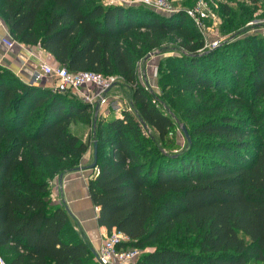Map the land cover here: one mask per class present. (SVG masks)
I'll return each mask as SVG.
<instances>
[{
	"label": "trees",
	"instance_id": "1",
	"mask_svg": "<svg viewBox=\"0 0 264 264\" xmlns=\"http://www.w3.org/2000/svg\"><path fill=\"white\" fill-rule=\"evenodd\" d=\"M221 13L224 32L235 35L255 8L224 4ZM0 17L14 40L40 45L69 70L133 86L134 113L95 117L98 173L88 186L100 226L142 250L136 264L264 263V35L201 51L204 37L185 9L168 15L103 0H0ZM173 38L177 54L160 61L164 98L156 97L139 82L136 62L170 51L163 44ZM170 102L196 119L184 123L183 147L170 137ZM91 110L72 92L25 83L0 65L7 264H99L69 209L51 198L52 180L79 169L89 150L70 125L90 123Z\"/></svg>",
	"mask_w": 264,
	"mask_h": 264
},
{
	"label": "rangeland",
	"instance_id": "2",
	"mask_svg": "<svg viewBox=\"0 0 264 264\" xmlns=\"http://www.w3.org/2000/svg\"><path fill=\"white\" fill-rule=\"evenodd\" d=\"M200 1H207L211 6L215 16L210 17L208 19L203 20L204 27H198V30L202 33L204 37V46L212 43L214 41L224 42L233 39H238L245 37L247 35H264V0H257V2H253L252 0H222V2L218 3L212 0H169L171 8L173 9H188L195 7ZM227 4L230 7L238 8L240 5L242 6H251L255 8V13L252 14V18L242 26L241 31L238 34L234 35V32H224V18L221 13V7ZM135 6L145 7L152 11H156L162 13L160 10H156L155 8L148 7L144 4H136ZM165 13V12H164ZM163 13V14H164ZM169 13V12H168ZM166 13V14H168ZM238 35V36H237ZM236 36V38H235ZM164 50H170L163 52L161 48H156L154 50L149 51L144 56H141L137 62L136 67L139 76V82L146 87L149 91H151L156 97L164 98L163 91L160 87L159 77H158V68L160 61L168 55H176L177 52L176 47H178V42L175 41V38L167 40L163 44ZM203 47L201 49H203ZM200 49V50H201ZM132 93L133 86L127 84L122 76H120L119 82L115 85L114 89L110 93V98L118 99L125 108H130V110H126L130 113H134V107L132 105ZM158 103V102H157ZM197 103V102H192ZM214 101L212 100V104ZM109 110L113 111L110 107ZM166 110L171 113V115L175 118V126L173 131L170 133V137L176 141L181 147L186 145V134L183 130V126L185 121H189V124L195 121L196 119L193 117H185L188 113V110L185 107H182L177 102H170L167 105ZM92 121L90 123H85L83 120H77L73 122L70 127L72 133L78 135L82 140L89 143V150L84 155L82 162L80 163V167L82 165H86L91 167L94 162V143H95V117H108L109 119L114 118L116 114L114 112L109 113L105 111V113H98L92 108ZM151 132V130H150ZM88 159L87 163L85 160ZM109 234V233H108ZM175 237V235H173ZM188 240V238H185ZM153 247H148L145 250H151ZM264 264V263H260Z\"/></svg>",
	"mask_w": 264,
	"mask_h": 264
},
{
	"label": "built area",
	"instance_id": "3",
	"mask_svg": "<svg viewBox=\"0 0 264 264\" xmlns=\"http://www.w3.org/2000/svg\"><path fill=\"white\" fill-rule=\"evenodd\" d=\"M219 2L222 0H212ZM105 5L132 6L144 4L148 7L160 10L168 15L179 12L178 9L171 8L169 0H103ZM187 15L194 21L198 27H204L203 20L214 17L215 14L207 1H200L195 7L185 9ZM3 43L12 48L17 43L12 37L3 38ZM222 42L214 41L207 44L201 51L214 49L220 46ZM35 56L38 60L39 69L34 75L33 82L40 83L44 78H51L55 82L53 90L58 92H72L81 100L89 103L95 110L99 105L98 113L114 112L116 115H122L126 110L123 104L117 99L110 98V92L119 82V75H104L95 71L74 72L67 67L55 62L54 58L43 50L40 45ZM111 108L113 111L109 110ZM106 114V113H105ZM96 173L98 169L96 168ZM129 238L122 232L114 230L106 235L102 241L96 260L99 264H136L142 254L138 248H126L124 243ZM0 264H7L5 259L0 255Z\"/></svg>",
	"mask_w": 264,
	"mask_h": 264
},
{
	"label": "crops",
	"instance_id": "4",
	"mask_svg": "<svg viewBox=\"0 0 264 264\" xmlns=\"http://www.w3.org/2000/svg\"><path fill=\"white\" fill-rule=\"evenodd\" d=\"M9 37L11 36L8 26L0 17V65L12 70L25 83L54 89L55 82L51 78H44L40 83L33 82L39 69L35 56L38 46L17 42L14 47L9 48L2 41L3 38ZM87 161L88 159L85 160L86 163ZM95 174L94 167L82 165L77 170L57 176L51 182V198L55 204L66 205L72 214L76 229L93 251L98 253L103 239L109 232L98 223L99 208L94 205L89 192V180Z\"/></svg>",
	"mask_w": 264,
	"mask_h": 264
},
{
	"label": "water",
	"instance_id": "5",
	"mask_svg": "<svg viewBox=\"0 0 264 264\" xmlns=\"http://www.w3.org/2000/svg\"><path fill=\"white\" fill-rule=\"evenodd\" d=\"M95 111H96V114H98V112H99V105L96 106ZM183 130H184V132H185L186 135H189L186 126H183ZM97 154H98V145H97V142H95L94 143V162L91 165V167H95L96 166V163H97Z\"/></svg>",
	"mask_w": 264,
	"mask_h": 264
}]
</instances>
